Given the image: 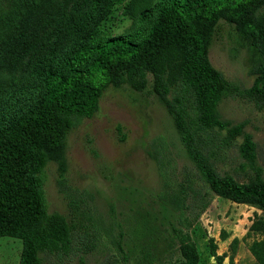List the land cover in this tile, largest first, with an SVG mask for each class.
Instances as JSON below:
<instances>
[{"label": "trees", "instance_id": "1", "mask_svg": "<svg viewBox=\"0 0 264 264\" xmlns=\"http://www.w3.org/2000/svg\"><path fill=\"white\" fill-rule=\"evenodd\" d=\"M56 1L0 0V74L12 72L36 52L41 29L65 25L63 4L67 0ZM122 1L92 0L102 15ZM222 22L237 46L249 53L254 80L244 90L209 60L211 43ZM66 25L78 31L81 39L64 68H55L53 46L48 59L31 69L42 78L36 103L0 127V237L21 240L18 264H41L42 252H70L72 223L60 213L48 212L44 169L50 162L56 164V185L64 192L70 130L81 118L97 112L109 86L126 85L140 92L147 88L149 74L151 91L171 116L187 156L209 188L237 203L254 204L264 213V173L257 163L256 143L244 131L243 121L233 123L219 111L224 98L242 91L257 108L264 109V0H157L154 8L137 15L128 32L105 38L96 28L80 29L75 22ZM222 131L226 144L242 136L239 153L252 169L251 181L237 182L217 172L207 145ZM149 155L163 165L160 157ZM179 192H171L168 199L182 213ZM69 204L76 209L75 200ZM116 227V233L113 227L105 230L123 254V232L119 224ZM177 238L181 264H198V250L191 237L178 230ZM251 252L264 264V255L253 248ZM216 259L217 264H223L219 255Z\"/></svg>", "mask_w": 264, "mask_h": 264}, {"label": "rangeland", "instance_id": "2", "mask_svg": "<svg viewBox=\"0 0 264 264\" xmlns=\"http://www.w3.org/2000/svg\"><path fill=\"white\" fill-rule=\"evenodd\" d=\"M156 2L123 0L102 15L92 0H67L63 4L65 25L41 29L36 52L12 72H1L0 127L36 103L42 78L31 69L48 59L53 46L55 68H64L81 39L67 22H75L80 29L96 28L100 37H111L128 32L137 15L154 8ZM228 30L222 22L211 43L209 60L244 90L254 80L249 53L237 46ZM151 82L149 74L148 86L140 92L126 85L109 86L97 112L73 126L67 137L64 192L56 185V164L45 167L47 210L64 215L73 230L70 252H42L41 264H181L178 230L195 242L198 264H217L216 255L223 264H259L252 259L251 249L264 255L263 211L254 204L218 196L209 188L187 156L171 116L151 91ZM242 93L224 98L219 111L224 119L245 123L244 131L256 143L257 163L264 173V109ZM223 136V131L215 133L207 145L217 172L237 182L251 181L252 169L239 153L242 136L229 144ZM150 153L160 157L163 165ZM173 191L182 195V213L168 199ZM71 199L76 202L75 210L70 207ZM116 224L123 232V254L105 230L113 227L116 233ZM21 249L19 238L1 236L0 264H18Z\"/></svg>", "mask_w": 264, "mask_h": 264}, {"label": "crops", "instance_id": "3", "mask_svg": "<svg viewBox=\"0 0 264 264\" xmlns=\"http://www.w3.org/2000/svg\"><path fill=\"white\" fill-rule=\"evenodd\" d=\"M252 259H254V257L252 256ZM255 260V259H254Z\"/></svg>", "mask_w": 264, "mask_h": 264}]
</instances>
